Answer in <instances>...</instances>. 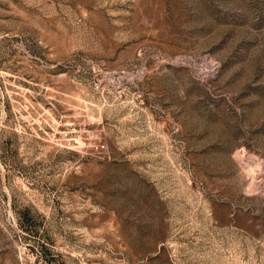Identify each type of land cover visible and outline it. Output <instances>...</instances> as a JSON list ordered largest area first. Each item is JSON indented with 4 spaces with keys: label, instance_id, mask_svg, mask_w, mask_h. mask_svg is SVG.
I'll return each instance as SVG.
<instances>
[{
    "label": "rangeland",
    "instance_id": "obj_1",
    "mask_svg": "<svg viewBox=\"0 0 264 264\" xmlns=\"http://www.w3.org/2000/svg\"><path fill=\"white\" fill-rule=\"evenodd\" d=\"M0 264H264V0H0Z\"/></svg>",
    "mask_w": 264,
    "mask_h": 264
},
{
    "label": "bare ground",
    "instance_id": "obj_2",
    "mask_svg": "<svg viewBox=\"0 0 264 264\" xmlns=\"http://www.w3.org/2000/svg\"><path fill=\"white\" fill-rule=\"evenodd\" d=\"M256 159L258 160V158H256ZM239 160L243 163V164L242 163L241 164L244 165V167H247L248 169H251V165H250L251 160L249 158L245 160L244 153H242V152L239 153Z\"/></svg>",
    "mask_w": 264,
    "mask_h": 264
},
{
    "label": "built area",
    "instance_id": "obj_3",
    "mask_svg": "<svg viewBox=\"0 0 264 264\" xmlns=\"http://www.w3.org/2000/svg\"><path fill=\"white\" fill-rule=\"evenodd\" d=\"M99 86H100V82H94V87L95 88H99Z\"/></svg>",
    "mask_w": 264,
    "mask_h": 264
}]
</instances>
